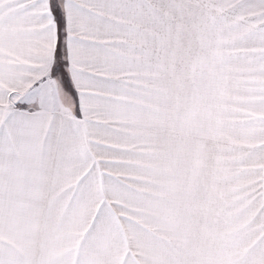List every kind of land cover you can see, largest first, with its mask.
Masks as SVG:
<instances>
[{"label":"snow or ice","instance_id":"1","mask_svg":"<svg viewBox=\"0 0 264 264\" xmlns=\"http://www.w3.org/2000/svg\"><path fill=\"white\" fill-rule=\"evenodd\" d=\"M0 264H264V0H0Z\"/></svg>","mask_w":264,"mask_h":264}]
</instances>
